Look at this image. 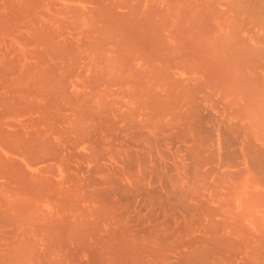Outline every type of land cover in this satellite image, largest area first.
Returning a JSON list of instances; mask_svg holds the SVG:
<instances>
[{"label": "bare ground", "instance_id": "6f19581e", "mask_svg": "<svg viewBox=\"0 0 264 264\" xmlns=\"http://www.w3.org/2000/svg\"><path fill=\"white\" fill-rule=\"evenodd\" d=\"M0 264H264V0H0Z\"/></svg>", "mask_w": 264, "mask_h": 264}]
</instances>
